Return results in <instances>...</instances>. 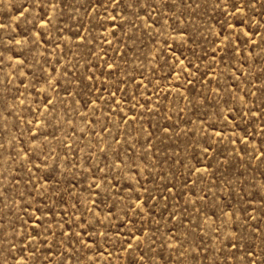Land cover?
<instances>
[{
  "label": "rangeland",
  "instance_id": "obj_1",
  "mask_svg": "<svg viewBox=\"0 0 264 264\" xmlns=\"http://www.w3.org/2000/svg\"><path fill=\"white\" fill-rule=\"evenodd\" d=\"M217 2L0 0V264H264V0Z\"/></svg>",
  "mask_w": 264,
  "mask_h": 264
},
{
  "label": "snow or ice",
  "instance_id": "obj_2",
  "mask_svg": "<svg viewBox=\"0 0 264 264\" xmlns=\"http://www.w3.org/2000/svg\"><path fill=\"white\" fill-rule=\"evenodd\" d=\"M255 0H253V6H254ZM231 8L235 9L236 12H243L244 8L248 7V3L246 2V0H240V4H236V3H231ZM53 7H55V4H53ZM216 7H224L225 9H227L229 7V0H218V2L216 3ZM21 15H23V13H21ZM42 23H43V19L41 18ZM109 67H111V65H109Z\"/></svg>",
  "mask_w": 264,
  "mask_h": 264
}]
</instances>
